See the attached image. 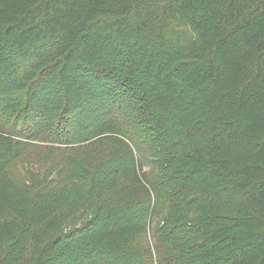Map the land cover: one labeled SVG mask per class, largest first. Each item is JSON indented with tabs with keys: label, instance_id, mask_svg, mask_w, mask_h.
I'll return each mask as SVG.
<instances>
[{
	"label": "trees",
	"instance_id": "trees-1",
	"mask_svg": "<svg viewBox=\"0 0 264 264\" xmlns=\"http://www.w3.org/2000/svg\"><path fill=\"white\" fill-rule=\"evenodd\" d=\"M0 264H264V0H0Z\"/></svg>",
	"mask_w": 264,
	"mask_h": 264
},
{
	"label": "rangeland",
	"instance_id": "rangeland-1",
	"mask_svg": "<svg viewBox=\"0 0 264 264\" xmlns=\"http://www.w3.org/2000/svg\"><path fill=\"white\" fill-rule=\"evenodd\" d=\"M40 153L37 150L29 151L26 156L23 157V162H33L37 160V155Z\"/></svg>",
	"mask_w": 264,
	"mask_h": 264
}]
</instances>
